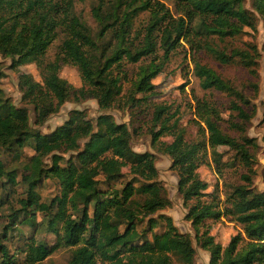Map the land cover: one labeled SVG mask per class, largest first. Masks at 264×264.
I'll use <instances>...</instances> for the list:
<instances>
[{"label": "trees", "instance_id": "16d2710c", "mask_svg": "<svg viewBox=\"0 0 264 264\" xmlns=\"http://www.w3.org/2000/svg\"><path fill=\"white\" fill-rule=\"evenodd\" d=\"M173 3L171 11L159 0H94L95 39L76 14L75 0H0V56L10 58L13 67L34 63L41 77L39 82L30 74L19 76L23 100L34 108L35 124H43L71 97L77 101L95 99L100 112L93 122L84 110L73 109L62 125L43 134L29 126L26 107H15L0 96V151L25 145L33 150L21 177L26 184V195L19 200L23 217L17 221L13 216L0 231V264H39L61 247L71 248L68 264H172L173 259L178 264H193L194 242L209 253L207 264H264V192L251 187L256 161L253 150L258 145L244 133L255 107L249 112L245 108L249 100L198 59L203 52L221 64L235 61L256 74L260 55L256 45L247 42L227 52L213 42L233 39L244 33L245 27L256 31L255 16L240 0ZM253 4L264 22V0ZM141 12L149 17L137 34L133 23ZM59 32L64 39L54 59L46 62V51ZM108 33L114 42H100ZM135 39L139 41L135 43ZM16 48L20 52L15 57ZM180 49L185 58L190 57L202 89L233 96L230 109L239 119L230 123L239 136L226 134L218 125L214 106L193 94L199 139L188 142L177 119L169 123L175 113L169 114L170 108L163 104L152 105L153 125L148 134L152 145L158 143L160 152L171 159L177 190L187 209L184 218L194 235L180 232L170 216L160 213L170 200L159 182L155 155L134 151L129 125L115 121L108 112L122 98L129 108L146 104L154 94L152 79L170 54ZM158 50H162L161 59L156 56ZM144 57L152 59L139 67L137 78L130 82L125 64ZM67 64L78 69L82 82L78 89L59 76L61 66ZM3 75L0 67V78ZM124 82H129L130 88L123 94ZM137 93L142 96L135 97ZM169 134H173L170 142L159 140ZM219 146L234 151L248 173L240 175L245 183L234 186L223 201L214 195L205 200L208 184L200 178L198 168L210 165L209 159L218 167ZM69 152L74 156H62ZM45 158H50V166L45 165ZM127 167L132 178L120 189L111 185ZM262 176L264 180V168ZM3 178L6 183H17L14 170H7L0 158V180ZM43 178H52L59 185L58 194L49 203L40 202L36 192ZM79 208L80 215L74 217L70 210ZM37 212L42 215L39 224H45L52 234L50 242L39 241L35 232L23 234L22 225L37 230ZM145 218L147 228L141 230L138 222ZM222 218L240 225L226 245L216 242L206 225L207 219ZM160 222L163 228L158 230ZM16 241L22 246L13 247Z\"/></svg>", "mask_w": 264, "mask_h": 264}, {"label": "rangeland", "instance_id": "374dc122", "mask_svg": "<svg viewBox=\"0 0 264 264\" xmlns=\"http://www.w3.org/2000/svg\"><path fill=\"white\" fill-rule=\"evenodd\" d=\"M159 1L164 3L171 11H174L173 0ZM253 2L254 0H240L242 7L254 14L257 30L252 31L250 28L245 27L244 33L233 39L226 38L223 41L214 39L213 42L218 48L226 50L227 52L234 47H242L243 44L247 42L256 45L260 54L255 67L256 74H253L235 61L221 64L212 56L203 52L198 54V59L201 64H206L212 68L219 76L226 80L234 90L240 92L249 100L250 104L245 107L249 112L252 110V107H255V114L250 122L247 123L244 133L248 137L254 138L258 145V147L253 150L256 161L251 187L258 192H264V180L262 176L264 168V22L262 17L256 13ZM93 3L94 0H75L74 9L76 14L88 25L92 36L96 39L98 25L91 15ZM148 17L147 12L139 13L134 20L133 31L136 30L137 34L141 33L147 23ZM63 39L64 34L59 32L57 38L46 51V62L54 59ZM138 41V39H135V43ZM100 42L104 44L106 42H114L111 33H108ZM19 52L20 48H16L14 50V56L16 57ZM184 54L185 52L181 49L170 54L169 59L162 66V71L152 79V83L155 86L154 94L148 97L146 104H142L140 107L129 108L124 105V99L122 98L120 101H116L108 112L114 117L115 121L129 125L132 131L130 145L134 151H147L155 155L158 179L164 186L165 195L170 200V204L162 209L160 213L170 216L180 232H190V234L194 235L193 229L191 226L188 228L186 223L188 221L184 218L187 209L184 207L182 197L177 190L178 177L177 173L170 167L171 159L168 155L160 152L158 143L152 145L151 137L148 134L149 128L153 125L152 105L163 104L170 108L169 114L175 113V116L170 119L169 123L177 119L176 123L178 126L185 129V138L188 142L199 139L195 123L196 117L192 109V106H194L192 101L193 94L208 102L209 105L214 106L219 113L218 125L226 134L232 137L239 136V133L230 127L231 122L239 121V119L236 116V112L230 109L233 96L213 88L202 89L199 84V79L193 74V65L190 62V57L187 56L185 58ZM161 55L162 50H158L156 55L158 59H161ZM151 59L152 57H144L135 64L126 63L124 69L126 70L128 80H130V82L135 80L139 67L145 66ZM0 67L4 72V75L0 78V96H3L15 107H26L28 109L29 126L31 129H37L43 134H48L62 125L68 119L73 109L84 110L87 118L93 122L100 113L95 99L86 98L77 101L76 98L71 97L57 112L51 114L43 124L37 125L35 124L34 108L31 104L23 100V94L19 87V76L21 74H30L34 80L41 81L37 66L34 63H29L13 67L10 58L0 56ZM59 76L65 79L74 89H78L82 85L78 69L73 65H62L59 70ZM123 86L124 94L130 88L129 82H124ZM141 96L142 94L140 93L135 95L137 98ZM172 138L173 134H169L159 140L170 142ZM217 150L221 154L218 167L209 159L210 165H201L198 168L200 178L208 184V188L205 191L207 194L204 197L205 200H210L211 195H214L223 201L225 195L231 191L234 186L245 183L240 175L248 173L247 169L235 158L234 151L226 146H219ZM32 154L33 150L29 145H25L22 148L18 147L17 149L16 147L10 150L1 149L0 151V158L4 162L5 168L7 170H14L17 181L16 184L12 185L11 183H6L5 178L0 180V231L5 224L10 222L13 216L17 217V221H20L23 217L19 200L26 195V184L21 180V177L22 174H24V165L29 161ZM62 156L64 158H69L74 156V153L69 152ZM208 158H210V156ZM45 165H51L50 158H45ZM122 173V176L113 180L110 184L120 189L132 178V175L128 172V167L123 168ZM138 184L139 183H136L135 185ZM36 192L38 193L40 202L49 203L51 199L58 194L59 185L57 181L52 178H43L37 184ZM54 211L55 207L53 208V212ZM70 212L74 217L79 216L80 208L77 210H70ZM154 217H156V215ZM36 221L38 226L35 231L33 228L29 227V225H22L24 236L34 235L35 232V236L39 241L50 242L52 234L46 228L45 224H39L42 221V215L38 212L36 213ZM162 225L163 222L158 224V230L163 228ZM206 225L210 227V232L214 236L215 241L222 245H226L231 236L235 235L240 230L239 224L230 222L225 218L218 221L207 219ZM138 228L141 230L147 228V218L138 222ZM14 238H18V236ZM22 244L23 243L16 241L13 243V247L16 245L22 246ZM194 246L196 255L193 264H205L206 259L202 255L204 250L199 248L195 242ZM70 256L71 248L61 247L39 264H68ZM172 264H178V262L173 259Z\"/></svg>", "mask_w": 264, "mask_h": 264}, {"label": "crops", "instance_id": "0c3cea01", "mask_svg": "<svg viewBox=\"0 0 264 264\" xmlns=\"http://www.w3.org/2000/svg\"><path fill=\"white\" fill-rule=\"evenodd\" d=\"M187 225H188V228L190 227V223L189 222H186ZM190 231V230H189ZM190 233V232H189ZM204 257H205V264L208 263V260H209V253L207 251H203V254H202Z\"/></svg>", "mask_w": 264, "mask_h": 264}]
</instances>
